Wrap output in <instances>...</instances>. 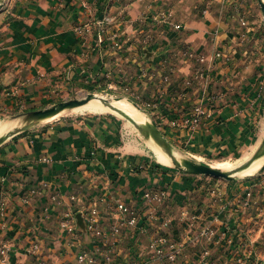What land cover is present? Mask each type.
Here are the masks:
<instances>
[{"label": "crops", "instance_id": "1", "mask_svg": "<svg viewBox=\"0 0 264 264\" xmlns=\"http://www.w3.org/2000/svg\"><path fill=\"white\" fill-rule=\"evenodd\" d=\"M7 1L0 14V110L35 101L62 79L91 81L96 88L124 81L135 95L153 99L150 109L184 152L230 156L264 143V94L257 83L264 80V31L251 19L254 0ZM105 12L111 22L99 25ZM168 12L171 23H163ZM240 16L249 23L245 38ZM203 66L208 77L200 75ZM209 94L222 96L210 118L193 130L171 127L170 120L188 115ZM119 121L114 116L59 118L0 146V251H6L0 264H81L78 256L96 254L98 244L86 231L91 209H98L108 231L121 222L117 201L142 210L148 190L168 192L161 211L174 218L172 237L182 244L185 217H196L197 232L210 227L221 235L228 229L233 242L251 231L260 215L236 203L246 191H221L201 177L152 165L146 153L134 149L132 134L124 133ZM156 136L167 166L179 160L157 128ZM259 162L258 171L264 157L254 163ZM263 184L251 181L246 189L259 198ZM67 222L74 232L64 226ZM156 228L129 229L120 241L109 234L101 247L113 252V264L149 260ZM235 248L228 239L201 238L186 244L175 264H201L206 249L226 264ZM237 248V253L243 250Z\"/></svg>", "mask_w": 264, "mask_h": 264}, {"label": "rangeland", "instance_id": "2", "mask_svg": "<svg viewBox=\"0 0 264 264\" xmlns=\"http://www.w3.org/2000/svg\"><path fill=\"white\" fill-rule=\"evenodd\" d=\"M2 4L3 5L0 14L4 11V9L8 7V1L3 0ZM252 9L253 10L251 11L252 14L251 19L255 21L258 25H260L262 30L264 31V17L258 0H254ZM121 82L115 84V87L111 85L112 87L111 89L109 83L107 85L106 83L102 84L100 90L99 88L94 87L95 85L91 81H83V80L79 81L77 79L63 81L62 79V80H58L57 82H51L48 85L47 92L36 98L35 101L33 102L28 101L26 103L16 102L14 107L6 110H0V123L1 122L11 123V127L0 134V146L4 143L5 140L12 137L15 133L22 132L14 136L15 138H18L21 136V134H25L31 130H40L47 128L49 125L54 123L59 118L60 119L77 118L82 116H106V117L114 116L118 120H120L119 122L122 124L121 130L124 133L128 132V134H132L133 137L132 139H129V141L132 142L131 145L134 146V149L146 153L149 163H151L154 166L158 165L160 166L161 169L165 171L166 170L175 171V172L177 171L180 172L181 174L189 175L190 177L191 176L201 177L198 179L201 180L204 184L206 182L209 183L210 186H217L218 188H220L219 190L221 191H224L225 189L226 191H229L231 193L239 192V190L241 191L244 190V192L246 190H249L246 189L247 188L246 185L248 182L251 181L261 180V182L264 183V164L256 174L251 176H242L241 173L239 172L236 173L233 171L237 167L247 162V160L252 159L257 154V151L260 147L259 145H254V143H252L250 145L243 146L241 150L237 151L236 153H234V155H230V156L226 155V156L212 157V156H204V155L200 156V154L196 156V155H191L188 152H184V150L177 147L170 140V138H168L167 129L160 121L161 118L159 117L160 115L158 114V112L155 109H150L146 105H144L146 104L145 102L154 103L153 99L149 101L147 99H144L142 95H137V94L135 95L133 91H129V89L127 88L128 84H126L124 81L122 83ZM89 95H97V97H95L94 99L98 98L99 101L104 103L106 101H109L111 103V104L110 103L107 104L109 111L99 114L87 113V112L81 114V112L74 113L72 112L73 109H70L49 116H44L42 117L43 120L45 121L44 123L35 125L31 128L20 127L19 123L22 122L25 118H27L26 113L32 111L47 110L61 103H66L71 101H81L87 98ZM120 100H124L129 104L133 105V108L138 112H140L139 113L140 121L138 119H135L133 115L131 116V113L122 110L121 108H118L113 104L114 102ZM152 106L154 107V105ZM122 116L127 117L130 122H136V125L141 128L140 129L141 132H143L145 135L151 134L152 126L154 125L166 137V139L169 141L171 146L177 152L179 158L188 159L195 163L205 165L207 167L219 170L221 172H225L229 174L233 173L231 175L232 179H223V178L215 179L204 175L187 174L184 171H180L176 169L174 164L170 166L161 164L152 150V145L158 147V144L155 141H150L146 139L129 121L124 119ZM220 164H224L225 169L223 168L220 170L219 168H217ZM231 166L234 168H232ZM248 169H246L245 171H247ZM196 183L198 184V182ZM260 191L262 193V196L255 199L253 196V201L249 206V209L255 210V212H257L260 215L258 221L253 224L254 227L251 229V231L245 232L243 238L234 240V242L232 240L231 235L230 236L228 235L229 238L227 236L226 238H224V240L226 239L229 240V246H233V244H235L236 248L238 246L239 247L242 246L243 248L242 251H239L240 253H237L236 251L239 248L237 249L235 248L234 249L235 251L233 250V252L235 253L234 257L229 258V261L226 259L227 262L226 264H264V184L262 188H260ZM252 193L254 195V192ZM235 199L237 198L235 197L234 201H236ZM229 234H231V232ZM139 243H142V240H140ZM143 245L140 244L138 248L142 249L144 247ZM214 260L216 261L217 264H223L222 262L220 263V261H218V257H215Z\"/></svg>", "mask_w": 264, "mask_h": 264}, {"label": "built area", "instance_id": "3", "mask_svg": "<svg viewBox=\"0 0 264 264\" xmlns=\"http://www.w3.org/2000/svg\"><path fill=\"white\" fill-rule=\"evenodd\" d=\"M105 17L98 23L99 25H104L106 23L111 22L109 16L104 13ZM240 15V14H238ZM163 23H171L172 15L168 12L162 15ZM162 22V21H161ZM239 23L242 27L241 36L245 38L249 31V23L248 20L243 16L239 17ZM175 30H182V26L179 24L174 25ZM192 56V53L191 55ZM222 53L217 52L215 55L216 58H220ZM200 62H204V58H200ZM200 75L203 77H208L209 70L204 66L199 70ZM259 91L264 94V80H259L258 82ZM112 87L110 86V89ZM221 95L209 94L205 96L204 101L201 104L195 105L193 109L189 112L188 115L180 118L176 117L169 121L171 127L174 128H188L193 130L199 127L204 120L211 117L213 110L212 105H214L217 100L221 99ZM148 108L152 107L151 104H144ZM169 194L166 190H148L143 194V202L144 208L141 210L135 206L129 205L125 202L117 201L116 203V212L120 216V224L117 226H113L110 230L103 229L100 221V214L96 207L91 209L89 214L87 215L86 222V231L90 236H92L97 244L95 253L93 254L90 251H84L78 256V260L81 264H113L114 262V254L110 250H107L101 247L102 242L107 239L108 235L111 234L114 238H117L118 241L123 237V232L129 229H146V227H150L153 225L157 226L155 235L152 237L149 249L151 250L152 256L149 260L140 259L134 260L129 264H149L151 261H158L161 264H175L178 261L179 256L182 254L183 248L186 244L195 243L201 238L206 239V241L213 243L215 239L221 240L228 237L229 230L226 229L219 235V233L215 232L212 228L207 227L199 232L195 229L196 227V217L193 216L191 219L183 218V234H184V242H178L174 237H172L175 220L172 216L168 214H164L161 211L162 205L165 203ZM253 193L250 190H246L244 196L242 198H238L237 206L241 207H249L253 201ZM3 211V210H2ZM145 222V223H144ZM64 226L70 231L74 232L75 228L71 226L70 222L64 224ZM1 255H5L6 251L1 250ZM101 257V262L98 261V258ZM201 264H217L214 260V257L211 255V250L206 249L200 256Z\"/></svg>", "mask_w": 264, "mask_h": 264}, {"label": "water", "instance_id": "4", "mask_svg": "<svg viewBox=\"0 0 264 264\" xmlns=\"http://www.w3.org/2000/svg\"><path fill=\"white\" fill-rule=\"evenodd\" d=\"M2 1L0 3V12H1V8H2ZM259 1V5L261 7V11L264 17V1L263 0H258ZM97 95H89L87 98L81 100V101H71V102H66V103H61L58 104L56 106H54L53 108L47 109V110H42V111H32L29 113H26L27 115H32L33 117H44V116H49L61 111H65V110H70V109H74L76 107H80L83 105L88 104L91 100H93ZM105 103L109 104V101H106ZM111 104V103H110ZM24 114V115H26ZM123 117V116H122ZM124 119H126L127 121H129V119L127 117H123ZM130 122V121H129ZM146 139H148L146 137V135L141 132V128L138 127L136 125V122H130ZM30 130V129H29ZM158 130V129H157ZM28 131V130H27ZM159 131V130H158ZM25 132V131H23ZM22 132L19 133H15L12 137L16 136L17 134H20ZM159 133L161 134V136L164 139L165 145L171 149H174L171 144L169 143V141L166 139V137L159 131ZM12 137L8 138L7 140L11 139ZM5 140L4 143L7 141ZM3 143V144H4ZM175 150V149H174ZM264 157V143L262 144L261 148L257 151V154L250 159L246 164H244L243 166H241L240 168H238V170H236L235 172L238 173L242 170H245L247 168H249L255 161L261 159ZM176 167V169L180 170V171H184L187 174H192V175H204V176H209L215 179H232L231 175L233 174H229V173H225V172H221L219 170L207 167L205 165L202 164H198L195 163L193 161H190L188 159H179V160H173V163ZM79 219V223L81 224V226H83V222L82 219L80 218V216H78Z\"/></svg>", "mask_w": 264, "mask_h": 264}, {"label": "bare ground", "instance_id": "5", "mask_svg": "<svg viewBox=\"0 0 264 264\" xmlns=\"http://www.w3.org/2000/svg\"><path fill=\"white\" fill-rule=\"evenodd\" d=\"M100 99H102V98H100ZM113 104L115 106H117L118 108H121L122 110H125V111L131 113V116L133 115V117L135 119H138L140 121V119H139L140 118V115H139L140 112L135 110L133 108V105L129 104L128 102H126L124 100H120V101L114 102ZM107 111H109L107 103L99 101L98 98L91 100L86 105H83L81 107H76V108H74L72 110V112H74V113L81 112V114L85 113V112H87V113H98L99 114V113H103V112H107ZM60 115H61V113H60ZM44 122L45 121L43 120L42 117H33L32 115H27V118H25L19 124H20V127L31 128V127H33L35 125H39V124L44 123ZM10 127H11V123L1 122L0 123V134L3 133L4 131H6ZM12 133H14V132H12ZM146 137L147 138H152L153 141H155L158 144L157 136H156V127L155 126H152L151 134H147ZM152 150H153V152L155 153V155L157 156L158 160L161 163H163L165 165H169L170 164V162L168 161L169 158L167 159L166 156L161 152V150L157 146H153ZM261 164H262V162H259V163L255 164L254 166L252 165V167L250 169H248L247 171L242 172L241 175L242 176L254 175L258 171V169L260 168ZM217 168H219L220 170L223 169L224 168V164H220ZM232 168H234V167H232Z\"/></svg>", "mask_w": 264, "mask_h": 264}, {"label": "trees", "instance_id": "6", "mask_svg": "<svg viewBox=\"0 0 264 264\" xmlns=\"http://www.w3.org/2000/svg\"><path fill=\"white\" fill-rule=\"evenodd\" d=\"M101 88H99V90H100Z\"/></svg>", "mask_w": 264, "mask_h": 264}]
</instances>
